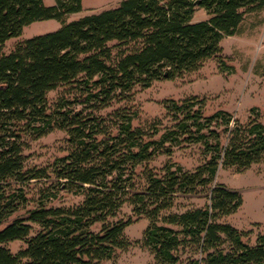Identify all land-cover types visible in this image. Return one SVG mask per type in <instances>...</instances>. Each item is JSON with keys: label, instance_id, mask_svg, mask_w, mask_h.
<instances>
[{"label": "trees", "instance_id": "trees-1", "mask_svg": "<svg viewBox=\"0 0 264 264\" xmlns=\"http://www.w3.org/2000/svg\"><path fill=\"white\" fill-rule=\"evenodd\" d=\"M81 1L54 0L47 7L43 0H0V264L110 260L130 245L124 231L131 219H116L126 203L149 221L142 243L156 264H264V235L250 245L245 233L219 221L240 207V194L209 187L219 167L243 171L264 160L257 109L246 124L231 128L228 112L206 116L196 96L165 101L164 127L158 119L133 127L136 113L128 108L101 114L135 87L179 78L220 58L221 40L235 35L247 14L264 10V0H122L65 23L81 11ZM196 8L208 19L194 22ZM45 20L62 25L3 53L7 40ZM61 86L66 91L50 109L47 94ZM53 130L66 133V154L44 167H26L28 139ZM191 144L203 149L200 166L188 171L167 164L161 175L145 171L137 190L138 166ZM51 178L37 189V206L9 220L30 202V184ZM207 188L202 207L163 214L177 195ZM59 191L83 200L46 207ZM14 241L25 244L16 254L6 246Z\"/></svg>", "mask_w": 264, "mask_h": 264}, {"label": "rangeland", "instance_id": "rangeland-1", "mask_svg": "<svg viewBox=\"0 0 264 264\" xmlns=\"http://www.w3.org/2000/svg\"><path fill=\"white\" fill-rule=\"evenodd\" d=\"M121 1L82 0L81 11L68 15L65 23L116 8ZM43 2L47 7L54 5V0H43ZM206 19L208 16L205 11L196 8L193 21ZM61 25L57 20L34 22L24 27L20 36L7 40L2 51L8 54L17 42L54 32ZM220 47L222 49L220 58L209 59L196 71L179 78L157 80L148 88L135 87L127 99L112 102L109 107L101 111V114L107 115L116 109L128 108L136 113L132 121L133 127L146 128L157 119L164 127L169 124L164 116L165 101H179L196 96L199 100H203L201 106L204 115H212L217 111L228 112L232 116L230 128L235 122L246 124L252 109L260 112V122L264 124V10L247 14L237 33L223 38ZM65 91L66 88L61 86L47 94L50 109ZM158 137L159 134L155 138ZM66 139V133L60 130H53L39 138L28 139L27 148L24 150L26 167H44L64 156ZM202 151L200 145L191 144L172 147L170 154L156 155L149 162L136 168L137 190L139 191L144 185L145 171L161 175L162 169L167 164L179 165L184 170L193 171L206 160ZM53 181L54 179L51 178L47 181L32 182L28 187L30 202L9 220L22 216L28 209L36 207L37 189L44 183ZM217 185L238 192L242 200L240 207L234 213L222 217L219 221L245 233L243 240L250 245L255 244L258 235H264V160L252 164L243 171L219 167L209 187ZM208 189L194 195H177L173 207L163 214L182 213L202 207L207 202ZM82 200V195L59 191L54 198L45 200L44 204L46 207H71L81 203ZM127 218L132 221L124 231L130 243L129 247L117 251L112 259L101 264H156L152 254L142 243L143 232L149 224L148 219L135 216L132 207L126 203L118 211L116 219ZM36 228L34 226L31 235ZM6 246L16 254L25 247V244L23 241H14Z\"/></svg>", "mask_w": 264, "mask_h": 264}, {"label": "water", "instance_id": "water-1", "mask_svg": "<svg viewBox=\"0 0 264 264\" xmlns=\"http://www.w3.org/2000/svg\"><path fill=\"white\" fill-rule=\"evenodd\" d=\"M195 4L197 5V4H199V2L197 1V2H195Z\"/></svg>", "mask_w": 264, "mask_h": 264}]
</instances>
